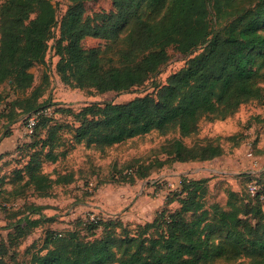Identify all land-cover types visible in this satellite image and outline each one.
<instances>
[{
	"label": "trees",
	"instance_id": "obj_1",
	"mask_svg": "<svg viewBox=\"0 0 264 264\" xmlns=\"http://www.w3.org/2000/svg\"><path fill=\"white\" fill-rule=\"evenodd\" d=\"M82 1L68 0L53 46L59 56L57 71L70 86L99 92L127 91L168 60L169 47L190 54L204 43L208 45L173 72L155 96L145 93L118 103L92 101L77 112L58 108L71 113L78 122L69 125L74 142L108 146L174 127L181 135H188L197 132L201 119H224L248 100L257 99L264 105V89L251 82L252 60L264 56V0H247L240 5L224 35L209 28L207 0H127L133 10L129 31L122 40L124 46L119 50L121 64L108 67L101 58L87 57L83 52L81 28L87 31L89 26L82 24ZM143 1L159 11L160 17L152 22L143 19L137 12ZM32 10L37 13L29 19ZM53 24L54 8L49 0H10L2 6L0 84H10L14 96L6 101L8 97L0 93V140L11 133L18 115L26 113V122L51 105L35 104L38 88L23 98L19 93L32 85L30 68L43 62ZM59 128L50 113L37 114L25 140L30 139L27 160L21 165L25 147L21 142L16 146L13 168L0 173V209L14 208L15 202L2 197L5 194L21 199L30 186L32 193L49 196L54 184L73 181L69 172L52 178L40 171L43 159L55 161L58 157L53 149L61 143ZM163 149L167 155L163 163L203 161L221 154L217 142L189 146L180 138ZM126 171L129 184L145 176L144 171ZM254 180L259 186L255 195H250L247 187V196L229 189L222 205L207 201V177L181 176L177 188L169 192L177 206L158 209L151 220L142 225L138 222L135 233H130L128 224L117 216H78L62 232L47 228L40 239H35L39 242L33 241L21 253L17 250L21 242L42 222L50 221L41 214L46 206L30 202L17 210L14 218L7 219L6 235L0 236V264H208L213 258L241 255L264 264V202L260 199L264 183L259 178ZM17 256L26 260L15 262Z\"/></svg>",
	"mask_w": 264,
	"mask_h": 264
},
{
	"label": "rangeland",
	"instance_id": "obj_2",
	"mask_svg": "<svg viewBox=\"0 0 264 264\" xmlns=\"http://www.w3.org/2000/svg\"><path fill=\"white\" fill-rule=\"evenodd\" d=\"M9 1L0 0V13L2 6ZM49 1L54 8L53 36L47 41L43 62L35 63L30 68L33 73L31 87L24 93H19V97L30 95L38 88L35 104L50 103V116L60 124L58 135L61 143L53 149L58 157L55 161L43 159L40 171L48 173L52 178L65 172L74 177L71 183L54 184L49 196L32 193L30 186L26 188L21 199L13 195H3L2 197L15 203L11 210L0 209V236L6 235L7 219L14 218L12 215L30 202L46 206L41 214L49 216L50 221L42 222L21 242L17 247L21 253L25 246L33 241L39 242L35 239L41 238L47 228L62 232L70 228L73 219L78 216H117L128 224L130 233H135L138 222L142 225L143 222L151 220L158 209H173L177 206L175 201H171L174 195L169 192L177 188L181 176L207 177V201H216L222 205L229 189L248 195L246 184L250 176L251 179L259 178L264 183V105L257 99L241 103L236 111L224 119H201L197 132L188 135H181L179 129L174 127L163 133L153 130L108 146L85 140L74 142L69 125H77L78 122L71 113L59 111L58 108H69L72 112H77L80 107L92 101L118 103L145 93L155 96L158 87L165 84L168 77L183 67L191 56L205 50L208 43H204L190 54L169 47L168 60L143 83L127 91L99 92L95 89L73 87L61 80L57 71L59 56L53 47L55 39L59 37L60 20L69 2ZM244 4H247V0H207L206 20L212 33L224 35L228 25L236 17V9ZM82 6V24L89 26L87 31L84 27L81 28L84 54L87 57L101 58L105 67L121 64L119 50L124 46L122 40L129 31L132 5H129L127 0H83ZM137 12L149 22L160 17L159 11L145 1L137 7ZM36 13V10L29 12V19L35 17ZM252 61L251 82L254 86L264 89V56H256ZM12 91L7 82L0 84L1 97L7 96L6 101L14 96ZM2 106L0 103V110ZM25 114L18 115L12 126L21 140L27 138L24 131ZM1 122L0 120V128ZM175 138H180L189 146L199 142H217L221 146V154L203 161L169 160L163 163L162 160L167 157L163 147H167ZM29 141L30 139L22 148L21 165L27 160L29 148L26 144ZM13 159L14 157H8L2 161L0 171L8 172L13 168ZM128 168H132L133 172L144 171L145 176L138 177L133 184H129L126 182L129 176L126 171ZM96 233L99 234L100 230ZM25 260L26 257L17 256L15 262ZM208 264L255 262L251 257L241 255L235 258H213Z\"/></svg>",
	"mask_w": 264,
	"mask_h": 264
},
{
	"label": "crops",
	"instance_id": "obj_3",
	"mask_svg": "<svg viewBox=\"0 0 264 264\" xmlns=\"http://www.w3.org/2000/svg\"><path fill=\"white\" fill-rule=\"evenodd\" d=\"M21 139L20 136H18L12 129L11 133L8 136H5L0 140V163H2V161H5V159H7L8 157H13L16 154V146L25 140ZM2 172L4 171H0V173Z\"/></svg>",
	"mask_w": 264,
	"mask_h": 264
},
{
	"label": "built area",
	"instance_id": "obj_4",
	"mask_svg": "<svg viewBox=\"0 0 264 264\" xmlns=\"http://www.w3.org/2000/svg\"><path fill=\"white\" fill-rule=\"evenodd\" d=\"M40 112H44V113H50L48 110V107L40 110L38 113L32 114L31 116H29L24 124V131L25 133L28 135L29 133H31L32 128L37 120V114H39ZM90 183V182H89ZM247 190L250 193V195H255L257 193V190L259 188L258 183L256 182V180L252 179L249 180L246 184ZM260 199L264 202V194L260 195ZM3 205L5 206H9V203H4ZM92 217V216H91Z\"/></svg>",
	"mask_w": 264,
	"mask_h": 264
}]
</instances>
